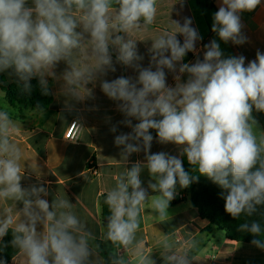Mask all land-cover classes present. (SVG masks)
I'll return each instance as SVG.
<instances>
[{"label": "clouds", "instance_id": "obj_1", "mask_svg": "<svg viewBox=\"0 0 264 264\" xmlns=\"http://www.w3.org/2000/svg\"><path fill=\"white\" fill-rule=\"evenodd\" d=\"M158 3L0 0V73L15 77L23 94L31 92L33 78H38L44 95L49 94L48 77L60 80L63 95L75 101L89 97L87 85L99 80L102 92L117 102L124 116L119 123L131 128L114 140L122 146L123 162L133 153H145V160L124 167L107 191L104 203L109 215L98 238L68 198L54 197L50 203L44 186L22 187L23 153L13 139L19 125L8 108L0 107V202L15 205L0 209V240L11 231L10 244L24 264H155L138 234L144 206L150 202L157 221H168L177 185L186 188L196 177L177 156L163 151L149 154L154 139L150 129L156 130L159 143L183 146L182 155L195 166L193 170L222 189L225 211L234 218L246 217L239 231L252 234L251 243L264 250V132L258 131L252 116L253 109L264 112V53L258 50L245 66L243 55L223 58L212 40L204 45L202 60L182 63L202 39L186 17L183 24L171 20V30L150 38V64L142 67L137 41L144 39L136 37L154 25ZM260 3L221 0L211 30L225 43H245L241 13ZM113 51L117 63L138 72L135 79H103L116 71ZM61 61L67 67L57 76ZM177 68L175 86H170L165 69L176 73ZM185 73L187 80L182 82L180 74ZM31 111L42 115L44 109L37 104ZM133 119L139 122L133 124ZM144 168L155 181L148 184L151 194L140 179ZM187 244L178 245L167 233L156 249L163 264H194L201 241L190 239ZM0 264L6 261L0 259Z\"/></svg>", "mask_w": 264, "mask_h": 264}, {"label": "crops", "instance_id": "obj_2", "mask_svg": "<svg viewBox=\"0 0 264 264\" xmlns=\"http://www.w3.org/2000/svg\"><path fill=\"white\" fill-rule=\"evenodd\" d=\"M31 4V0H28ZM221 0H159L157 17L152 28L139 34L136 38L137 49L144 57L140 64L148 67L151 60L152 41L157 34L172 29L171 20L183 24L184 18L192 20V27L196 28L202 39L196 43V51L190 52L191 57L182 63H194L197 57L201 60L204 54V45L216 40L223 53V58L243 55L245 66L256 58L259 50L264 53V0L251 12L241 13L242 32L246 42L241 45L231 41L225 43L212 29L213 14L218 11ZM183 43V37L177 34ZM115 72L109 71L103 79L112 80L120 76L135 79L138 72L131 67L116 62V53L113 51ZM67 65L61 61L55 71L59 76ZM153 70L155 68L153 67ZM10 71V70H9ZM167 84L175 86L174 76L179 74L168 72ZM5 82L0 84V107H6L19 125V130L13 137L22 150L21 169L24 176L22 187L31 185L44 186L49 195L45 197L50 203L54 197L68 198L73 205V211L87 222L89 227L97 233L98 238L104 232L105 217L101 199L107 191L115 185L120 173L130 168L136 161H144L145 153H133L126 163L121 157L122 146L114 143L115 136L121 133H130L131 128L120 121L124 116L117 110V102L109 99L101 90L99 80L87 87L91 95L83 101L69 100L63 95L62 81L48 77V87L52 94V102L40 115L34 112L35 108L12 104L6 88L17 83L15 77L7 72L0 73ZM181 81L187 80V74H180ZM38 81L33 78L31 81ZM30 81V82H31ZM70 105V106H66ZM257 121V129L264 132V112L252 111ZM74 119L82 123V129L77 141H68L64 138L65 131ZM133 119V124L138 123ZM116 132L110 131L112 126ZM183 146L173 143L161 144L155 137L152 141L150 153L166 152L180 159ZM93 161L98 168V175H91L87 171L89 163ZM142 186L148 189L152 180L147 168L140 174ZM189 187L177 186L176 191L182 192V199L172 200L169 207L168 221L159 223L151 210L150 202L144 206L141 213L139 235L142 237L145 250L152 252L155 264H163L157 248L158 242L169 233L178 245L188 247L187 241L197 239L201 246L194 256V264H264V251L251 244L229 241L224 231L217 230L209 221L202 218L193 206ZM151 194V189H148ZM13 207V202H0V209ZM22 204H17V208ZM1 241V240H0ZM10 264H24V258L17 254Z\"/></svg>", "mask_w": 264, "mask_h": 264}, {"label": "trees", "instance_id": "obj_3", "mask_svg": "<svg viewBox=\"0 0 264 264\" xmlns=\"http://www.w3.org/2000/svg\"><path fill=\"white\" fill-rule=\"evenodd\" d=\"M190 57L191 53L188 52L184 59L188 60ZM5 80V77L0 75V84L5 82ZM30 83L32 85V90L29 94H23L21 92V87L17 83L10 84L6 88L9 100L12 104H19L24 107L36 108V105L39 104L44 110L47 109L53 99L51 92L49 91L48 95H44L37 81L34 80ZM149 131L153 135V138L157 137L156 130L150 129ZM182 161L185 170L188 171L191 176L196 177L188 187L191 202L200 216L207 219L210 225L214 226L217 230L224 231L229 241L253 245L251 243L254 239L252 234L239 231V225L244 222L246 217L241 215L238 218H234L228 214L224 207L225 201L221 196L222 189L207 177L200 175L198 171H194L193 168L195 166L188 163L186 155H183ZM104 198L105 195L102 197L101 203L103 216L106 218L109 215V211L104 203ZM11 239L12 235L11 231H9L0 241V259L5 260L6 264H10L12 259L18 254L10 244ZM101 255L105 258L107 257V250L103 245Z\"/></svg>", "mask_w": 264, "mask_h": 264}, {"label": "built area", "instance_id": "obj_4", "mask_svg": "<svg viewBox=\"0 0 264 264\" xmlns=\"http://www.w3.org/2000/svg\"><path fill=\"white\" fill-rule=\"evenodd\" d=\"M81 129H82V123L77 119L72 120L70 124L68 125L67 130L65 131L64 138L72 142L77 141L79 134L81 132ZM87 171L91 175H98L99 173L98 168L95 165V163H93V161L89 163L87 167ZM183 197H184V194L182 192L176 191V195L173 200L182 199Z\"/></svg>", "mask_w": 264, "mask_h": 264}, {"label": "water", "instance_id": "obj_5", "mask_svg": "<svg viewBox=\"0 0 264 264\" xmlns=\"http://www.w3.org/2000/svg\"><path fill=\"white\" fill-rule=\"evenodd\" d=\"M105 222L107 223V217L105 218Z\"/></svg>", "mask_w": 264, "mask_h": 264}, {"label": "rangeland", "instance_id": "obj_6", "mask_svg": "<svg viewBox=\"0 0 264 264\" xmlns=\"http://www.w3.org/2000/svg\"><path fill=\"white\" fill-rule=\"evenodd\" d=\"M189 190V189H188Z\"/></svg>", "mask_w": 264, "mask_h": 264}]
</instances>
